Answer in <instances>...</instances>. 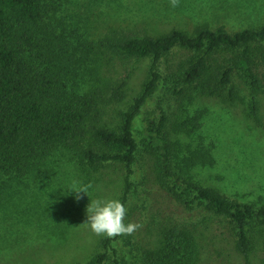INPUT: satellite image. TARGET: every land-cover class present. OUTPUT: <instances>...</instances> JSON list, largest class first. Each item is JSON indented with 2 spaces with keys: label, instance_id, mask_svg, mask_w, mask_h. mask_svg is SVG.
<instances>
[{
  "label": "trees",
  "instance_id": "1",
  "mask_svg": "<svg viewBox=\"0 0 264 264\" xmlns=\"http://www.w3.org/2000/svg\"><path fill=\"white\" fill-rule=\"evenodd\" d=\"M66 1L0 0V174L17 180L35 178L49 157L66 153L91 166L118 163L125 170L121 195L125 203L131 165L140 152L139 143L144 142L152 155L146 163L151 174L186 210L160 224L157 243L139 249L133 264H200L196 229L206 224L220 233L227 229L244 264H250L254 241L264 264V203L233 200L199 181L193 169L210 163L211 155L187 143L186 151L178 155L185 142L169 135L165 100L160 99L159 115L151 126L141 116L142 107L161 88L164 78L159 64L173 65L170 56L181 51L186 58L166 87L173 97H181L202 81L218 83L216 87L226 88L232 96L233 77L238 75L248 85L250 100H255L264 88L259 71L264 67V23L233 32L223 25L211 28L202 23L191 31L174 28L159 35L131 34L97 43L60 16ZM103 49L122 57L151 59L142 91L121 111L113 127L97 125L92 118L98 110ZM223 51L234 55L214 72L209 59ZM252 106L255 113V101ZM176 125L179 136L191 134L196 127L193 117ZM113 239L101 237L90 256L75 264H103Z\"/></svg>",
  "mask_w": 264,
  "mask_h": 264
},
{
  "label": "rangeland",
  "instance_id": "2",
  "mask_svg": "<svg viewBox=\"0 0 264 264\" xmlns=\"http://www.w3.org/2000/svg\"><path fill=\"white\" fill-rule=\"evenodd\" d=\"M60 16L67 17L70 28L80 26V33L101 43L106 38L153 36L174 28L191 31L202 23L211 28L223 25L229 32L256 28L264 23V0H179L177 7H172L170 0H67ZM233 55L229 51L215 54L209 59L212 70L216 72V67ZM185 58L181 51L170 56L173 65L164 61L159 64L165 80L141 109L145 124L151 126L157 120L158 104L160 99L165 100L169 105V135L172 140L180 137L185 142L178 155L186 151V143L211 155L210 163L193 169L199 181L233 200L264 203V88L253 100L255 113L248 85L238 75L233 77L232 96L226 88L216 87L218 83L202 81L181 97H173L166 87ZM150 63V58L122 57L104 51L95 67L99 64L101 79L97 82L100 92L93 122L108 127L119 123L121 111H126L142 91ZM259 71L264 83V67L260 66ZM192 117L196 127L191 134L179 136L174 132L176 123ZM143 143H139L140 152L131 165L124 203L128 208L125 223L139 222L143 227L132 236L114 238L103 264H133L139 249L157 243L160 224L186 210L159 186L156 174H151L146 164L150 163L151 151L147 152ZM124 173L121 164H81L66 153L49 157L35 178L17 180L0 174V264L85 261L101 238L84 224L87 206L94 199L121 201ZM85 188V194L73 191ZM77 195L79 200L75 199ZM222 232L211 224L197 227L200 264H244L227 229ZM251 244L250 264H262L254 241Z\"/></svg>",
  "mask_w": 264,
  "mask_h": 264
},
{
  "label": "clouds",
  "instance_id": "3",
  "mask_svg": "<svg viewBox=\"0 0 264 264\" xmlns=\"http://www.w3.org/2000/svg\"><path fill=\"white\" fill-rule=\"evenodd\" d=\"M172 7L179 6V0H170ZM90 187V185H89ZM86 188L73 190L76 193H86ZM75 199L79 200L77 195ZM87 224L92 233L106 238L126 237L134 235L143 227L139 222L125 223L128 208L119 199H94L86 209Z\"/></svg>",
  "mask_w": 264,
  "mask_h": 264
}]
</instances>
